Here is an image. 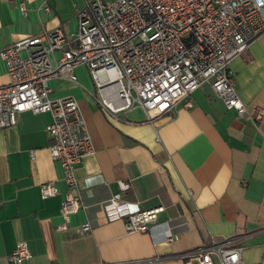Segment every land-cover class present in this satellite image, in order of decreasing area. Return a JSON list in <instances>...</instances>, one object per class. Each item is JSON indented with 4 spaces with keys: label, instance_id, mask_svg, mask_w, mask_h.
I'll return each instance as SVG.
<instances>
[{
    "label": "crops",
    "instance_id": "1",
    "mask_svg": "<svg viewBox=\"0 0 264 264\" xmlns=\"http://www.w3.org/2000/svg\"><path fill=\"white\" fill-rule=\"evenodd\" d=\"M0 0V48L57 26L70 35L87 0ZM73 44V42H71ZM58 55V52L55 54ZM235 90L249 108L264 106V33L230 61ZM48 79L50 97L78 101L94 152L75 167L84 209L60 213L68 188L49 152V112H21L0 128V264L16 241H26L24 264H187L178 254L211 237L237 235L247 264H264V118L255 125L227 108L208 83L152 122L141 107L108 114L84 65ZM8 81L0 58V85ZM31 150L34 155H31ZM51 182L55 195L42 197ZM118 194L140 208L163 207L146 232H127L109 219L103 202ZM89 221L82 234L76 227ZM177 235L172 241L166 235ZM190 264H198L192 261Z\"/></svg>",
    "mask_w": 264,
    "mask_h": 264
},
{
    "label": "built area",
    "instance_id": "2",
    "mask_svg": "<svg viewBox=\"0 0 264 264\" xmlns=\"http://www.w3.org/2000/svg\"><path fill=\"white\" fill-rule=\"evenodd\" d=\"M42 6L49 11L47 0ZM17 7L27 14L24 0ZM262 33L264 0H87L77 12L73 36L57 26L1 47L8 81L0 85V128L15 124L26 110L51 115L46 125L49 152L59 161L68 188L60 207L65 222L59 228L66 226L70 214L86 207L75 167L94 146L78 101L71 95L50 97L49 78L66 75L75 81L74 67L84 65L96 99L108 114L138 106L149 122L179 101L190 108L192 92L208 83L227 108L257 125L264 118V106L249 109L240 99L230 61ZM57 191L51 182L40 185L42 197ZM102 206L109 219L124 221L127 232L149 231L163 210L160 205L140 208L118 194ZM91 227L85 221L76 233L82 235ZM175 238L166 235L168 241ZM242 249L237 235L211 237L178 257L187 264H247ZM29 257L26 241L19 240L8 264H24Z\"/></svg>",
    "mask_w": 264,
    "mask_h": 264
},
{
    "label": "rangeland",
    "instance_id": "3",
    "mask_svg": "<svg viewBox=\"0 0 264 264\" xmlns=\"http://www.w3.org/2000/svg\"><path fill=\"white\" fill-rule=\"evenodd\" d=\"M87 69V68H86ZM87 71H88V69H87Z\"/></svg>",
    "mask_w": 264,
    "mask_h": 264
}]
</instances>
